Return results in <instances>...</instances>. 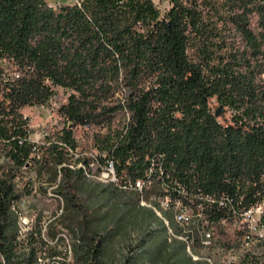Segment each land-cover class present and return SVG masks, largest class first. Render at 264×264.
Listing matches in <instances>:
<instances>
[{"label":"trees","instance_id":"obj_1","mask_svg":"<svg viewBox=\"0 0 264 264\" xmlns=\"http://www.w3.org/2000/svg\"><path fill=\"white\" fill-rule=\"evenodd\" d=\"M52 1L0 0V264H68L67 249L54 261L66 243L77 264H103L105 238L128 214L145 229L122 264H211L187 251L191 241L203 249L205 219L222 238L215 248H239L243 212L264 209V0H169L165 12L154 0ZM57 88L69 93L57 110L64 127L33 141L23 110L49 105ZM109 162L115 180L91 181L92 165L96 176ZM33 168L62 200L48 224L54 245L42 215L22 231L18 205L32 189L18 179ZM139 178L143 192L129 188ZM165 195L204 219L185 229ZM228 224L239 227L232 244ZM259 260L248 252L237 264Z\"/></svg>","mask_w":264,"mask_h":264},{"label":"rangeland","instance_id":"obj_2","mask_svg":"<svg viewBox=\"0 0 264 264\" xmlns=\"http://www.w3.org/2000/svg\"><path fill=\"white\" fill-rule=\"evenodd\" d=\"M74 0H53L52 3L66 2L70 3ZM154 2L160 7L162 12H165L170 8L169 0H154ZM69 93L62 88H57L56 95L52 102L44 107H26L23 112L25 115L31 119V138L37 142H44L47 135L54 134L60 131L64 127V122L62 118L58 115V108L67 101ZM82 133H78V139L81 143H84V138H82ZM81 147L77 150L81 151ZM88 152V151H87ZM85 152V154L87 153ZM81 166V165H80ZM93 172L90 176L91 181L101 182L103 184L107 183L109 178H107V171L101 173L100 175H93L96 171V166L92 165ZM112 180L113 177H111ZM19 189H25V187H30L32 189L31 194L23 197L18 205L20 211V223L23 227V232L31 230L39 215H42L40 221L43 227V234L46 239L50 241L51 245L55 244V240L52 234L47 236L48 224L53 220L55 215L61 213L62 200H60L55 192L57 184L50 181L49 174L46 173L44 176H39L36 169L26 171L22 179H18ZM146 198L150 196L146 193ZM91 203H99L102 197L95 195V191L92 192L90 196H86ZM124 200V199H123ZM121 197H115L112 199L111 203L113 205L117 204L114 210H109L108 216L111 222L118 220L122 212L121 208ZM149 203V201H148ZM142 205V204H141ZM148 207V206H147ZM190 212V211H189ZM123 218V219H122ZM139 219H133L129 214L121 217V223L118 230L111 232L105 238V248L102 255L103 264H122L131 255L133 251L132 242L141 235L144 231V226L139 224ZM156 225L153 224L149 231L155 229ZM241 228V224H239ZM237 226L225 225L226 233L229 235L230 243L232 244L235 240V232L239 229ZM58 229L63 231L64 237H69L68 230L64 229L62 225H58ZM264 234V231L261 230ZM217 240L222 239L217 236ZM227 240H223L226 242ZM223 242V243H224ZM193 248V246H192ZM203 248V247H202ZM68 250V257L66 259L68 264H77L71 253V246L66 243L58 247V250L62 251L63 255L54 258V261H63L64 253ZM194 252V250H192ZM254 255L260 258L258 264H264V240L262 242L253 244L252 250L250 251ZM200 259L204 261L206 259L211 260V264H237L247 253V243L242 242L239 248H232L225 251H219L215 247H208L200 249V253L194 252ZM41 264H52L49 258L41 259ZM202 263V262H200Z\"/></svg>","mask_w":264,"mask_h":264},{"label":"built area","instance_id":"obj_3","mask_svg":"<svg viewBox=\"0 0 264 264\" xmlns=\"http://www.w3.org/2000/svg\"><path fill=\"white\" fill-rule=\"evenodd\" d=\"M7 64H8V61L6 59H3L1 61V65L3 67H6ZM10 73H11V75H17V73L14 71H11ZM52 100H53V98L51 99L49 104L52 102ZM42 107H44V106H42ZM24 116H25V118L28 117L25 114H24ZM28 118H29L30 127H31V119H30V117H28ZM30 138H31V136H30ZM106 170H107V178H109V180H111V177H116L113 162H109ZM143 187H144V185L141 184V178L136 179L129 186V188L134 189V190L139 191V192H141V189ZM126 188H128V187H126ZM163 202L174 203L175 207L177 208V211L180 212V217L183 220H185V226H189L190 228H192V226H195V224L193 225V223L195 222V219L197 217L204 219L202 209H199V211H195L192 209V212H181V205H183V203L180 201H174L173 198L169 195L164 196ZM242 217H243V219H242L240 224H246L247 253H248L252 250L253 244H255V242L260 243V242H262V240H264V234L261 233V230L264 231V223H262V220L264 218L263 206L257 205V206L249 208L248 210L243 212ZM206 225H208V226L206 227ZM223 227H225V225H223ZM203 231L205 232V242L218 243L217 242V236L215 234V230H214V228H211L209 226L208 220H206V219L204 220Z\"/></svg>","mask_w":264,"mask_h":264},{"label":"bare ground","instance_id":"obj_4","mask_svg":"<svg viewBox=\"0 0 264 264\" xmlns=\"http://www.w3.org/2000/svg\"><path fill=\"white\" fill-rule=\"evenodd\" d=\"M148 175L149 174H151V172H148L147 173ZM107 176V175H106ZM113 179L115 180V177H113ZM141 184L142 185H144V187L141 189V192H143V190H144V188H145V181L143 180V179H141ZM141 204L143 205V206H148V207H150V208H153L154 210H155V212L157 213V215L159 216V217H161L163 220H164V222H165V224L168 226V228H169V235L170 236H173V237H175V234H174V232L172 231V229L170 228V226H169V221L165 218V217H163V215H162V211H160V209H157L151 202H149L148 203V201H145L144 199H142L141 200ZM169 203H167V202H163V201H161V206H162V208H164V209H169ZM192 212V210H190V209H188V208H183L182 206H181V212ZM174 218H175V221L177 222V223H179L182 227H184L185 229H187V227H189V226H185V220H183L181 217H180V212H178L177 211V208L176 207H174ZM196 228V227H195ZM242 228H244V229H246V224H243L242 225ZM189 231V230H188ZM192 232V231H191ZM191 234V233H190ZM179 239H181V240H184V241H187L188 239H187V236H177ZM196 239V238H195ZM198 239H199V241L198 242H200V246L201 247H203V248H208V247H210V248H212V247H214V243H211V242H205V232L203 231V228H201V229H198ZM194 241V240H193ZM204 242V243H203ZM244 242L245 243H247V236L245 237V239H244ZM192 244L193 245H195L194 244V242H192L191 241V243H189L188 244V248H187V251H188V253L190 254V256L193 258V260H195V261H198L200 258L192 251L193 250V248H192ZM216 245H217V243H216ZM219 246V245H218ZM221 246V245H220ZM232 251H233V248H232ZM206 261H208V262H210L211 263V260L210 259H206Z\"/></svg>","mask_w":264,"mask_h":264},{"label":"water","instance_id":"obj_5","mask_svg":"<svg viewBox=\"0 0 264 264\" xmlns=\"http://www.w3.org/2000/svg\"><path fill=\"white\" fill-rule=\"evenodd\" d=\"M221 110H222V109H219V110L217 111V114H220Z\"/></svg>","mask_w":264,"mask_h":264}]
</instances>
